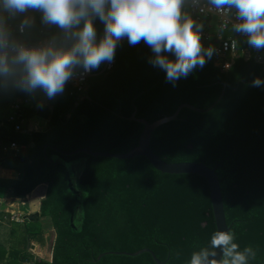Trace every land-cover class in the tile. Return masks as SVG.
Here are the masks:
<instances>
[{
  "label": "trees",
  "instance_id": "trees-1",
  "mask_svg": "<svg viewBox=\"0 0 264 264\" xmlns=\"http://www.w3.org/2000/svg\"><path fill=\"white\" fill-rule=\"evenodd\" d=\"M34 15L31 38L39 40L44 28L40 13ZM95 23L102 32L103 25ZM153 55L143 42L130 46L125 39L114 68L92 77L80 101L67 83L54 100L37 94L36 107L24 110L23 131L9 121L10 112L0 120V162L19 170L17 179L0 178V197L26 198L41 184L47 190L40 219L13 223L10 246L0 242L7 262L156 264L149 252L109 253L149 248L165 264H190L193 252L211 249L217 224L205 177L164 173L144 156L66 153H127L144 129L131 119L133 113L152 123L183 103L208 109L219 100L206 112L182 108L176 119L156 128L151 147L167 162H199L216 170L234 242L257 251L249 264H264V85L252 86L254 78L264 79V63L252 52L223 71L212 56L173 86L148 62ZM6 94L0 93V102ZM41 100L44 106L38 107ZM36 116L47 120L45 129L29 130L27 120ZM13 143L21 149H12ZM48 226L56 233L52 261L31 251L32 243H45Z\"/></svg>",
  "mask_w": 264,
  "mask_h": 264
},
{
  "label": "clouds",
  "instance_id": "clouds-1",
  "mask_svg": "<svg viewBox=\"0 0 264 264\" xmlns=\"http://www.w3.org/2000/svg\"><path fill=\"white\" fill-rule=\"evenodd\" d=\"M186 0H0V93L22 92L47 100L62 95L67 83L114 62L118 45L143 42L154 54L149 63L165 72L173 86L203 68L216 49L205 48L197 24L184 11ZM220 15V31L246 36L254 50H264V0H208ZM49 31L33 41L36 17ZM103 25L98 33L96 21ZM56 31H50V29ZM174 57V58H173ZM264 85L256 77L253 87ZM38 107H43L41 100ZM234 234L216 231L211 249L193 252L190 264H249L257 251L240 249ZM222 252L217 260L216 250ZM214 250V251H213ZM210 257H212L210 259Z\"/></svg>",
  "mask_w": 264,
  "mask_h": 264
},
{
  "label": "built area",
  "instance_id": "built-area-1",
  "mask_svg": "<svg viewBox=\"0 0 264 264\" xmlns=\"http://www.w3.org/2000/svg\"><path fill=\"white\" fill-rule=\"evenodd\" d=\"M184 11L190 15L197 24L203 25L201 33L202 43L213 46L216 49L213 55L214 62L215 65L220 67L223 71H227L231 68L236 57L240 55L250 57L252 55L251 47L246 42V36L232 32L230 30V25L228 29H225L223 32L220 31L222 19L220 15L210 7L208 0H186ZM46 33L45 30L41 31V39L44 38ZM31 39L36 41L33 38ZM255 57L258 61H263L262 55L256 54ZM114 64L115 59L111 64L104 63L99 71L93 70L84 75H80V73L77 72L74 78L68 82L72 86L71 94L75 96L77 101H80L86 96L89 80L92 77L104 75L108 71H111L114 68ZM32 101V97L29 96L20 98L13 103L10 122L15 124L16 131H23V124L26 121L24 110L25 107L32 106ZM17 146L16 143H13L11 148L16 149Z\"/></svg>",
  "mask_w": 264,
  "mask_h": 264
},
{
  "label": "water",
  "instance_id": "water-1",
  "mask_svg": "<svg viewBox=\"0 0 264 264\" xmlns=\"http://www.w3.org/2000/svg\"><path fill=\"white\" fill-rule=\"evenodd\" d=\"M222 96H223V94L221 95V97ZM216 103H214L208 109H202V108H198L194 105H191L189 103H183L178 107L177 111L173 115L163 117V118L158 119L152 123H150L149 121H147L144 118H137L136 112L133 113L131 119L136 120L137 122L143 124L144 129L140 135L138 145L136 147H134L133 149H131L130 151H128L127 153H111V152H105V151H93V150L88 149V148H80V149H77L75 151H72L71 153H66L62 150H59V151L66 153V154H76L79 152H85L87 154L94 155V156L114 157V158H120V159H130V158L137 157V156H144V157H147L149 159V161L158 170H160L164 173H173V174L193 173V174L201 175V176L205 177L209 182L210 198L212 201L213 211H214V215H215V219H216L217 231H228V232H230V227L228 225L226 213H225V207H224V202H223L220 179H219L218 175L216 174V170L214 168L209 167L208 165H206L204 163H199V162H167V161L163 160L161 157H159L153 151V149L151 147L152 136H153V133L156 130V128L162 124H165L167 122H170V121L176 119L182 108L187 107V108H190V109H193L196 111L206 112V111L211 110L215 106ZM25 218L30 220V221H38L40 219V211H36L35 213H29V214L25 215ZM32 247L34 248V245H32ZM144 252H149L153 256L156 264H165L166 263L165 261H161L156 256L154 251L149 249V248H144V249L139 250L137 252H109V253L127 254V255L135 256V255H139V254L144 253ZM216 252H217V254L214 258L217 260L222 259V252L219 249H217ZM103 255L104 254H101L99 256V259ZM211 258L212 257H210V259Z\"/></svg>",
  "mask_w": 264,
  "mask_h": 264
},
{
  "label": "crops",
  "instance_id": "crops-1",
  "mask_svg": "<svg viewBox=\"0 0 264 264\" xmlns=\"http://www.w3.org/2000/svg\"><path fill=\"white\" fill-rule=\"evenodd\" d=\"M32 14L34 15V13H32ZM42 30H45V29H42ZM41 31H40V33H41ZM48 31H49V29H47L46 32H48ZM251 51L255 52L256 54L262 55L263 56V61L262 62L264 63V50L257 51V50H254L253 48H251ZM214 64H215V62H214ZM6 93H7L8 99H9V104H7L8 105L7 109H10V114L8 112L5 117H7L8 114H9L8 119L10 121V115L12 113L13 103L15 101H17L18 99H20V98L29 97V96H22V95L16 96L15 92H6ZM32 99H33L32 106L31 107H25V109H27V108L32 109V108L36 107V100L33 97H32ZM35 118H38V117L36 116L33 119L27 120V123H28V126H29V130H41L42 129L39 126V124L33 122V120ZM41 120H44V123L47 124V120H45L43 118H41ZM8 149L9 148H7V147L5 148V150H8ZM20 149L21 148L19 146H17V148L14 149V150L19 151ZM18 176H19V170L17 168L4 166L0 162V178H3V179H17ZM46 192H47L46 185L41 184V185L37 186L32 191V193H30L28 196H26V198L0 197V205L2 204V200H4V202L8 205V208H9V209L6 208L5 210H0V211H2L4 213V215H2V216L0 215V242L3 243L5 247H7V246L9 247L10 246V243H11L10 230L12 228V224L13 223H16V222L20 223V224L23 223L24 220L26 219L25 215H27L29 213H35L36 211H40V215H41V204H42V200L46 196ZM15 200L21 201L22 205H25V206L29 207L28 211L24 212V213L19 212L18 205L16 203H14ZM11 208L16 209V211L18 213L17 214L14 213L15 210H13ZM52 230L55 233L54 228H52ZM2 231H3V235H2ZM55 239H56V233H55V236H54V242H53L52 246H50L51 248H48L46 246V248L44 250V253H45V255H47V257H40L41 259H46L48 261H52L54 259L53 246H54V243H55ZM36 243H38V242L32 243V245H34V248L36 247ZM46 243H47V235H46V241L44 243V246L47 245ZM38 245H42V244L38 243ZM31 248H33V247L31 246ZM32 252L36 256L39 255V253H37L36 251H32ZM2 253L5 254V251L2 252ZM3 257L4 256L2 254H0V264H10L9 262H7V258L5 257L3 259Z\"/></svg>",
  "mask_w": 264,
  "mask_h": 264
},
{
  "label": "rangeland",
  "instance_id": "rangeland-1",
  "mask_svg": "<svg viewBox=\"0 0 264 264\" xmlns=\"http://www.w3.org/2000/svg\"><path fill=\"white\" fill-rule=\"evenodd\" d=\"M9 104V99H8V96L7 94L5 95V97L1 100L0 102V120H2L6 114L8 112H10V109H7L8 108V105ZM34 123H37L39 124V126L43 129H45L46 127V124L44 123V120H41V118H35L33 120ZM14 203H16L18 205V210L19 212H27L29 207L25 206V205H22L21 201H18V200H15ZM6 208H8V205L4 202V200H2V204L0 205V210H5ZM9 209V208H8ZM13 210H15L14 213H18L16 211V209L14 208H11ZM46 221V220H45ZM51 226H48V231L46 232V235H47V245L44 246V244L42 245H38V243H36V247L35 248H31V251H36L37 253H39V255H37L39 258L40 257H47V255H45L44 253V250L46 248V246L48 248H51L50 246H52L53 242H54V236H55V233L54 231L52 230V227L50 228ZM2 235H3V231H2Z\"/></svg>",
  "mask_w": 264,
  "mask_h": 264
},
{
  "label": "bare ground",
  "instance_id": "bare-ground-1",
  "mask_svg": "<svg viewBox=\"0 0 264 264\" xmlns=\"http://www.w3.org/2000/svg\"><path fill=\"white\" fill-rule=\"evenodd\" d=\"M31 203V202H30ZM33 207V206H32ZM17 214V213H16Z\"/></svg>",
  "mask_w": 264,
  "mask_h": 264
}]
</instances>
